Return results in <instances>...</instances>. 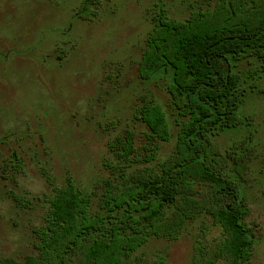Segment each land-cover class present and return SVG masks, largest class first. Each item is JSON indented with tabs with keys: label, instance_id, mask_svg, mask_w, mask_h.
<instances>
[{
	"label": "rangeland",
	"instance_id": "obj_1",
	"mask_svg": "<svg viewBox=\"0 0 264 264\" xmlns=\"http://www.w3.org/2000/svg\"><path fill=\"white\" fill-rule=\"evenodd\" d=\"M208 2L169 0L164 7L184 17ZM79 3L0 0V261L37 255L53 189L68 179L92 192L90 210H99L103 183L112 179L107 143L131 131L142 145L145 128L135 113L143 101L158 102L176 134L166 83L137 75L155 2L103 0L93 21L75 17ZM241 112L249 125L215 143L221 153H245L243 190L255 234L247 264H264V77ZM173 146L174 139L160 159ZM13 155L19 165L8 164L4 174ZM222 238V229L204 219L177 240L150 241L123 264H231Z\"/></svg>",
	"mask_w": 264,
	"mask_h": 264
},
{
	"label": "trees",
	"instance_id": "obj_2",
	"mask_svg": "<svg viewBox=\"0 0 264 264\" xmlns=\"http://www.w3.org/2000/svg\"><path fill=\"white\" fill-rule=\"evenodd\" d=\"M153 1L137 75L166 83L176 134L164 108L143 101L135 113L145 128L142 145L131 131L107 143L112 179L103 183L99 210H90L93 193L68 179L53 189L37 255L0 264H123L150 241L177 240L204 219L222 229L218 245L231 264L250 261L255 234L243 190L245 153H221L215 139L249 125L241 110L264 77V0H209L184 17L168 14L169 0ZM102 2L80 0L75 17L93 21ZM16 158L4 174L8 164L19 165Z\"/></svg>",
	"mask_w": 264,
	"mask_h": 264
}]
</instances>
